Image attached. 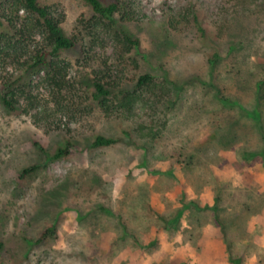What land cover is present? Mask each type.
<instances>
[{
	"label": "rangeland",
	"instance_id": "374dc122",
	"mask_svg": "<svg viewBox=\"0 0 264 264\" xmlns=\"http://www.w3.org/2000/svg\"><path fill=\"white\" fill-rule=\"evenodd\" d=\"M38 1L76 46L34 66L44 28L0 0V264H264V0Z\"/></svg>",
	"mask_w": 264,
	"mask_h": 264
},
{
	"label": "trees",
	"instance_id": "16d2710c",
	"mask_svg": "<svg viewBox=\"0 0 264 264\" xmlns=\"http://www.w3.org/2000/svg\"><path fill=\"white\" fill-rule=\"evenodd\" d=\"M94 12L101 15L102 17L111 19L113 15L119 10V3L118 0H84ZM13 2L18 3V5L23 6L28 12L35 15L38 21H40L42 27L45 30V33L47 35V38L49 40L50 45H52V49L50 52L41 49L38 51V53L33 58V64L34 66H42V67H48L51 66L52 60H48V54L52 55L54 53H59L60 51H65L72 49L76 46V41L73 37L67 35L63 28L60 26L59 22L54 19L52 16L50 10L47 6L41 4L38 0H13ZM3 4H0V8ZM8 9H11L12 7H7ZM8 20V19H7ZM10 22V19L7 21ZM0 25L2 26L3 23L1 21L0 17ZM196 25L199 29H202V27L199 25V23L196 21ZM125 35V39L131 43L134 46H137L139 44L138 40L135 38H131L130 36ZM218 59L217 53H212L210 57L208 58V64L210 69L213 70L215 67V62ZM152 76L148 73L142 74L137 79V86H141L145 83H148L152 80ZM93 88H94V97L99 100L102 107L106 110H110L111 105L109 104V89L106 88L103 82H101L100 78H95L93 80ZM219 92V91H217ZM224 102L226 100L222 98ZM135 96L133 94H126L122 97V100L120 102V106L129 105L130 103H134ZM4 102L6 106L12 107V102L9 99H4ZM150 133H153L149 131ZM116 138L114 137H107L104 135H96L92 142V146H106L111 145L116 142ZM37 144V142H36ZM72 151V144L70 141H65L64 145H61L55 149L53 153H47V157L49 160H57L60 158H63L67 155H69ZM34 166L26 168L23 170V174L34 170ZM54 228L53 225L50 227H47L44 232L43 236L47 234V232H53ZM3 247L2 241H0V250ZM231 261L238 262L237 259L231 258Z\"/></svg>",
	"mask_w": 264,
	"mask_h": 264
}]
</instances>
